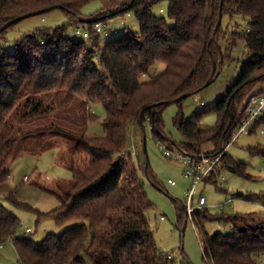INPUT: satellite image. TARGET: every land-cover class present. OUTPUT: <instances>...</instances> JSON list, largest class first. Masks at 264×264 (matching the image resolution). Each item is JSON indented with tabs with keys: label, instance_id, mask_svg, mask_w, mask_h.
Here are the masks:
<instances>
[{
	"label": "trees",
	"instance_id": "trees-1",
	"mask_svg": "<svg viewBox=\"0 0 264 264\" xmlns=\"http://www.w3.org/2000/svg\"><path fill=\"white\" fill-rule=\"evenodd\" d=\"M87 1L0 0V27L17 16L47 7L60 6L67 15L61 25L22 35L12 48L4 46L1 39L18 21L0 31V183L9 177L7 161L11 155V140L5 136L3 125L16 110L29 106L31 96L66 89L87 103H101L105 111L104 133L79 137L77 151L86 159L84 164L73 161V183L65 197L55 193L57 206L40 211L19 200L15 191L6 196L11 205L33 210L37 221L50 217L58 225L72 220L77 223L35 241L28 235L30 228H25V234L18 233L20 217L0 203V249L10 239L18 255L17 264H85L82 253L92 264H175L174 256L154 240L145 214L153 203L139 169L152 183L158 185V181L146 160L137 165L132 154H123L128 148L129 124L147 119L153 136L170 149L179 145L191 153L210 155L225 146L246 117L249 96L257 89L264 93V0H223L217 29L220 0H107L89 18L80 11ZM160 1L167 2L166 15L155 11ZM129 10L134 13L138 30L127 29L101 44L94 23ZM225 15L230 21L223 25ZM235 16L245 19L243 28H239ZM70 25L74 30L78 25L85 26L89 36L82 38L89 40L72 38ZM239 44L245 49V57L238 77L213 106L186 117L182 100L213 80L224 61L237 59L234 50ZM157 62L164 63L162 72L152 80H142ZM181 95L185 96L172 101L178 105L173 124L184 138L176 143L163 131L162 113L171 103L168 100ZM37 107L35 103L33 111ZM88 111V117L94 118V112ZM207 111L215 112V123L200 128L198 123ZM262 122L264 114L253 122L250 132ZM206 143L212 145L210 150L203 148ZM247 150L264 157L261 143L248 145ZM224 168L252 177L248 164L225 150L220 166L202 180L217 185L216 178ZM238 197L264 207V191L239 193ZM174 205L176 225L182 232L187 220L185 204L174 199ZM193 219L208 264H264L258 260L264 252L261 211L212 213L205 207L194 211ZM215 219L229 224V230L208 232L205 223Z\"/></svg>",
	"mask_w": 264,
	"mask_h": 264
},
{
	"label": "rangeland",
	"instance_id": "rangeland-1",
	"mask_svg": "<svg viewBox=\"0 0 264 264\" xmlns=\"http://www.w3.org/2000/svg\"><path fill=\"white\" fill-rule=\"evenodd\" d=\"M106 2L107 0H89L81 7V14L88 18L92 17ZM166 5V1H160L155 7L156 13L166 15ZM159 8H162L163 12H160ZM229 19L227 15L223 16L222 24L226 25ZM233 19L239 22V28L246 24L244 18L235 16ZM66 21V12L60 7L30 15L9 28L1 43L12 48L15 41L24 34L37 28H53ZM168 22L174 23L171 19H168ZM102 26L99 34L101 44L127 29L138 30V22L131 10L109 17L102 22ZM68 32L74 39L89 40L77 35L73 25L68 26ZM234 56L237 59L221 64L209 85L182 100L186 117L191 116L195 110L213 106L226 92L230 83L238 77L241 60L245 57L242 44L235 48ZM164 66L163 62H157L141 79H154L162 72ZM35 103L38 106L37 111H33ZM28 105L25 109L22 107L16 110L3 125L5 136L11 140V155L7 161L9 177L0 183V203L7 205L20 217L22 225L18 233L23 234L25 228H30L31 233L28 235L35 241H41L47 233H60L77 223V220L64 225L56 224L50 217H43L37 221L33 210L11 205L6 196L9 192L15 191L19 200L40 211L57 206L59 200L55 193L65 197L73 183L70 170L73 161L84 164L86 159L83 152L77 151L79 137L102 135L105 111L101 103H87L85 98L66 89L39 92L30 97ZM88 108L94 112V118L88 117ZM177 109L176 102L167 104L162 117L164 133L170 137L169 139L179 143L184 138L172 120ZM215 119V112L207 111L198 126L210 127L215 123ZM257 142L264 145L263 122L255 131L240 134L234 143L226 147L229 155L248 164V172L252 177H242L225 168L220 169L216 178L217 185L211 181L199 182L195 201L199 195H203L206 198V207L212 213L218 212L216 205L226 203L224 210L227 213L261 211L264 216V207L260 203L238 197L239 193L264 191V157L251 154L247 150L248 145ZM162 143L153 136L147 119L142 122L135 120L129 124L126 144L128 148H134L136 151L131 156L133 161L138 165L146 160L158 181V185L152 183L144 176L143 170L139 169L145 180L147 197L153 203V207L146 210L145 214L153 229L154 240L162 250L174 256L175 264H208L203 257L202 247L192 222L187 219L182 232L181 227L176 225L174 199L185 200V192L191 178L184 176V164L180 159L165 155ZM203 148L207 150L212 148V145L206 143ZM128 157L129 155L126 156L127 160ZM169 179L174 183H170ZM205 229L208 232L217 230L226 232L229 230V224L217 219L210 220L205 223ZM198 232L200 234L197 229ZM2 244L4 247L0 249V264H17L18 255L11 240L8 239ZM81 255L85 259V264H92L84 253Z\"/></svg>",
	"mask_w": 264,
	"mask_h": 264
},
{
	"label": "built area",
	"instance_id": "built-area-1",
	"mask_svg": "<svg viewBox=\"0 0 264 264\" xmlns=\"http://www.w3.org/2000/svg\"><path fill=\"white\" fill-rule=\"evenodd\" d=\"M102 29L103 26L101 22L94 23V30L97 34H100ZM74 31L77 35H80L81 37L89 36V30L85 26L78 25L75 27ZM263 114H264V93H259L257 89L248 98V102L246 105V117L244 118L242 123L233 131L232 136L228 141V143L225 146L221 147V149L218 152H215L210 155L205 154L203 152L191 153L182 146L177 145L175 148L170 149L169 147L166 146L165 143H162L163 145H161V147L163 148V152L165 153V155L172 157L173 159H180L184 164V170H183L184 176L191 178V183L185 192L184 204H185L186 218L192 222L195 231L196 228L193 223L194 211L202 210L203 208L206 207V198L203 195H199L195 201L194 197L196 194L197 185L203 178L208 177V175L212 171L216 170L220 166L221 156L223 152L226 150V147L234 143L240 134L250 133L253 122L257 118H260ZM123 152H125V154L136 153L134 148H127ZM169 182L172 184L174 183V181L170 179ZM225 204L226 203L216 205V207L218 208V212L224 210ZM27 230H29V228ZM258 260L259 261L264 260V252L258 257Z\"/></svg>",
	"mask_w": 264,
	"mask_h": 264
},
{
	"label": "water",
	"instance_id": "water-1",
	"mask_svg": "<svg viewBox=\"0 0 264 264\" xmlns=\"http://www.w3.org/2000/svg\"><path fill=\"white\" fill-rule=\"evenodd\" d=\"M223 3V0H220V10H219V16H218V20H217V23H216V26H215V29L218 28L219 24H220V21H221V17H222V13H221V5ZM60 7V6H58ZM54 7H47V8H44V9H40V10H36V11H31V12H28V13H25V14H22L20 16H17L9 21H7L6 23H4L1 27H0V31L3 30L4 28H6L7 26H9L10 24L14 23V22H17L25 17H28L30 15H34V14H39V13H42L44 11H47V10H50V9H53ZM81 20H83V18L81 17L80 18ZM220 63H222V58L220 59ZM214 69H215V65L213 67V72H214ZM212 72V73H213ZM212 79H209L207 80L204 84H203V88L206 87L207 85H209L211 83ZM185 95H181V96H178L177 98L173 99V100H168L167 102H172L174 100H179L181 99L182 97H184ZM184 229V227H183Z\"/></svg>",
	"mask_w": 264,
	"mask_h": 264
},
{
	"label": "crops",
	"instance_id": "crops-1",
	"mask_svg": "<svg viewBox=\"0 0 264 264\" xmlns=\"http://www.w3.org/2000/svg\"><path fill=\"white\" fill-rule=\"evenodd\" d=\"M211 149V148H210ZM210 149H208V150H210Z\"/></svg>",
	"mask_w": 264,
	"mask_h": 264
}]
</instances>
